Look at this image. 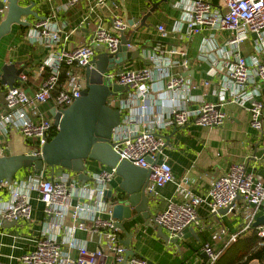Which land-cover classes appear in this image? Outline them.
<instances>
[{
	"label": "built area",
	"instance_id": "obj_1",
	"mask_svg": "<svg viewBox=\"0 0 264 264\" xmlns=\"http://www.w3.org/2000/svg\"><path fill=\"white\" fill-rule=\"evenodd\" d=\"M88 1L98 8L109 2ZM68 3L73 7L78 0H68ZM3 4L0 19L7 13V1ZM130 29L133 28L123 18H115L110 29L98 28L88 44L67 51L60 48L59 26L51 18L37 20L25 39L31 45L48 50L41 70V73L47 70L48 75L32 95L19 87L8 88L5 96L7 113L0 116V132H20L24 139L35 143L36 147L28 154L40 156L44 146L53 139L54 129H58L54 127L53 119L40 113L39 107L53 102L54 109L59 112L72 106L87 88L85 75L76 70L93 68L92 61L100 53H118L121 36ZM158 30L163 38L167 37L164 26H159ZM204 32L228 34L216 49L217 66L227 68L226 82L220 91L221 104L203 100L197 108H192L196 102L192 92L198 85L186 76L172 73L178 65L188 68V54L182 47L156 46L146 54L147 67L132 70L123 66L103 76L110 78V86L129 89L108 98V106L121 114L120 123L112 133L111 145L120 160L150 170L146 194L151 199L159 197V190L174 182L172 167L164 155L167 144L163 135L190 124L206 128L223 126L226 114L222 106L226 99L240 106L249 105L250 126L264 142V104L256 100L260 95V84H264V0H218L217 3L215 0H191L188 12L177 23L174 33L181 38L184 34V41H191ZM213 40V35L204 39L201 50L205 55L211 52ZM249 40L253 42V55L245 58L240 48ZM127 48L130 52L137 51L133 44ZM63 66L71 68L64 82ZM20 80L27 82V75L22 74ZM161 82L166 93L172 94V101L176 102L178 95L181 102L171 106L166 113L155 107L159 102L154 99V94L159 91L157 84ZM252 84L256 85L250 91L248 87ZM202 86L209 88L211 82L204 81ZM29 171L32 174L17 179V173L11 182L0 183V229L3 224L13 222L17 226L27 222L30 227L35 221L33 201L43 205L46 218L36 236L34 249L17 258L16 264H151L144 257H127L122 231L112 217L113 206L107 192L112 191L116 168L87 175L89 179L85 183L79 180L77 173L68 170L52 177L46 175L45 169L37 173ZM177 198V203L170 202L155 218L170 239H181L191 227L200 228L197 210L202 205L209 208L212 216L221 218V210L228 209V214L233 210L237 212L239 203H244L242 223L237 232L231 233L221 226L212 237L213 243L202 247L208 257L206 264H217L229 245L248 235L255 234L260 241L259 247H264V226L254 227L258 215L264 213V182L248 174L244 164L232 166L216 179L206 196H196L180 184ZM79 232L87 238H79ZM222 242H225L223 247L216 249L215 245ZM90 243L95 244L92 250Z\"/></svg>",
	"mask_w": 264,
	"mask_h": 264
},
{
	"label": "crops",
	"instance_id": "obj_2",
	"mask_svg": "<svg viewBox=\"0 0 264 264\" xmlns=\"http://www.w3.org/2000/svg\"><path fill=\"white\" fill-rule=\"evenodd\" d=\"M190 1L109 0L101 8L95 7L88 0H78V3L73 7L69 5L68 0H20V4L29 6L34 3V11L40 17L51 18L61 30L60 48L67 51L88 44L98 28L110 29L115 18H123L127 22L139 20L150 11L154 4H157L158 8L147 20L149 27L140 28L132 38V44L144 60L136 59L124 65V68L138 70L147 67L149 61L145 59L146 54L156 46H163L167 49L172 47L185 48L188 54V68L185 69L178 65L172 73L174 76H186L195 85H198V88L192 92L196 100L192 108H197V105L203 100L221 104L220 91L226 82L227 68L225 65L217 66L216 61H219V56L216 49L224 42V38L228 34L204 32L194 36L191 41H184V34H182L183 38L177 36L174 33V28L188 12ZM24 20L30 22L31 25L37 22L35 18H25ZM159 26H164L168 32L166 38H163L159 32ZM29 31L30 27L24 28L14 25L11 33L1 40L0 72L5 64H15L18 68L24 67L27 71V82L24 83L18 79L15 86L32 95L38 91L43 79L47 78L48 71L44 70L41 73V70L48 50L27 42L25 36ZM133 32L134 29H130L125 36L129 38ZM184 32L185 29L182 33ZM207 35H213L214 40L211 43V52L205 55L201 47ZM240 51L242 56L250 58L253 55V42L249 40L241 45ZM220 59L225 62L223 58ZM204 81H210L211 86L204 88L202 86ZM255 85H250L248 90L251 91ZM260 85V95L256 100L264 104V84ZM157 87L159 91L154 94V99L160 105L154 100L156 104L158 103V106L154 104L155 107L166 113L171 106L180 105V97L177 95V101L173 102L172 94L166 93L165 85L162 82L157 84ZM0 90L2 95L0 96L1 116L5 114L1 111L4 110L7 113L4 96H6L8 88L0 83ZM224 104L222 111L226 114V121L223 126L206 128L190 124L185 128L173 130L163 135L167 144L164 155L172 167L174 182L159 190V197L151 199V208L155 216L164 212L170 202L177 203L179 201L177 188L180 184L188 188L194 195L204 197L209 192L213 182L227 173L234 165L244 164L248 174L264 182V142L260 134L250 126L249 105L240 106L227 99ZM54 107V103L49 102L41 105L39 110L45 118L52 119L51 112ZM35 147L33 141L24 139L18 131H12L9 134L0 132V157L28 154ZM105 169L107 167L98 162L92 160L87 162V175L99 173ZM64 170L60 167H45V173L48 177H52L53 174L59 175ZM30 173L32 174L29 170L22 169L16 178H23ZM121 182L122 179L118 176L112 181L111 189L114 194L120 192ZM243 205L244 203L240 202L237 212H232L221 218L212 216L206 205L198 208L200 228L191 227L190 231L185 234L186 237L183 236L177 243L181 250L185 245L186 252L191 255L188 264L204 263L200 257L203 253L202 247L206 243H213L212 237L221 226L227 227L231 233L237 232L242 223ZM33 206L35 221L30 227L27 222H20L18 226L12 229H0V264H16L17 258L34 249L36 236L42 229L41 224L46 218L42 204L33 201ZM262 209L264 210V206ZM262 215L264 213L258 217ZM125 227L133 237L131 249L135 253L134 256L147 258L151 264H161L163 260L159 256L157 248L164 247L166 242L157 237L156 231L146 226V221L142 218L126 224ZM77 236L82 239L87 238L81 232L77 233ZM248 236L245 237L248 238ZM245 237L236 244L227 247L220 257L219 264L247 262L248 257L262 249L258 242L255 245L249 240L243 243ZM121 238L122 241L126 239L125 233L122 232ZM224 244L225 242L219 243L215 245V248L221 249ZM190 245L194 246L193 251L189 250ZM89 247L92 250L95 244L90 243ZM256 263L264 264V260L256 258L248 264Z\"/></svg>",
	"mask_w": 264,
	"mask_h": 264
},
{
	"label": "water",
	"instance_id": "obj_3",
	"mask_svg": "<svg viewBox=\"0 0 264 264\" xmlns=\"http://www.w3.org/2000/svg\"><path fill=\"white\" fill-rule=\"evenodd\" d=\"M4 0H0V8H4ZM7 13L4 19H0V42L9 35L14 25L29 28L31 23L25 18L43 20L34 11L35 4L23 6L20 0H6ZM158 8L154 4L150 11L139 20H130L128 23L134 29L131 37L121 36V47L118 53L98 54L92 61L93 68L85 69L87 88L81 98L76 100L72 106L59 112L53 109L51 117L54 127L58 129L56 136L44 146L40 156L20 154L16 156L0 157V183L4 180L11 182L14 176L22 169L39 172L46 166L51 168L60 167L78 174L83 183L88 181L87 162L89 160L100 163L107 168H116L117 176L122 179L120 192L114 194L107 192V198L113 206V219L116 227L125 233L126 239L122 241L128 249L127 257L134 256L131 249L133 237L127 231L125 225L132 223L138 218L146 221V226L156 231L157 237L166 242L177 245L179 239H170L163 229L155 221L156 216L152 212V200L146 194V188L151 175L150 170L120 160V156L111 145V138L114 128L120 123L121 114L108 106V98L117 92H125L129 89L119 85H106L104 75L114 69L121 68L127 63L136 59L144 60L139 51H128L127 45L132 44L135 33L143 27H149L147 20ZM256 38V35H253ZM122 70H119L121 73ZM27 74L24 67L18 68L15 64H5L0 72V83L9 89H14L15 83L20 76ZM161 163V161H160ZM233 213L236 211L233 210ZM225 216L228 209L220 211ZM15 222L1 228L12 229L16 227ZM264 226V215L258 217L254 227ZM190 230L187 229L183 236ZM200 257L206 264L208 257L201 253Z\"/></svg>",
	"mask_w": 264,
	"mask_h": 264
},
{
	"label": "rangeland",
	"instance_id": "obj_4",
	"mask_svg": "<svg viewBox=\"0 0 264 264\" xmlns=\"http://www.w3.org/2000/svg\"><path fill=\"white\" fill-rule=\"evenodd\" d=\"M76 71L80 74L85 73V72H83V70H76ZM104 83L106 85H111L112 82H111L110 78L105 77ZM60 169H63V168H60ZM189 247H190L189 250L193 251L194 246L190 245ZM195 249H196V247H195ZM157 252H158L159 256L161 257V259L163 260L161 264H188V259H190V256H191L189 253L186 252L185 245H183V248L181 250V248L178 249L173 244H169V245L166 244V245H164V247H162V246L158 247Z\"/></svg>",
	"mask_w": 264,
	"mask_h": 264
},
{
	"label": "trees",
	"instance_id": "obj_5",
	"mask_svg": "<svg viewBox=\"0 0 264 264\" xmlns=\"http://www.w3.org/2000/svg\"><path fill=\"white\" fill-rule=\"evenodd\" d=\"M215 1H218V0H215ZM69 72H71V68H69V67H67V66H63V68H62V81H63V82L66 80V78H67V74H68ZM82 74H83V73H82ZM83 75H85V73H84ZM0 96H2V95H1V90H0ZM4 97H5V96H4ZM5 106H6V102H5ZM5 108H6V107H5ZM1 112H2V113H6L4 110L1 111ZM2 113H1V114H2ZM56 134H57V130L54 129V131L52 132V138H54V137L56 136ZM247 240H249L250 243L252 242L254 245H255L257 242H258V243L260 242L259 239L257 238V236H256L255 234H252V235L248 236V238L245 237L244 240H243V243L246 242ZM256 258H259V259L264 260V247H262V249L259 250L258 252H256L255 254H252L250 257H248L247 262L242 261L241 264H244V263H245V264H248L252 259H256ZM219 261H221V258H220ZM219 261H218L217 264L220 263ZM226 264H233V263H231V262H227Z\"/></svg>",
	"mask_w": 264,
	"mask_h": 264
}]
</instances>
